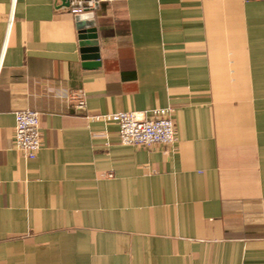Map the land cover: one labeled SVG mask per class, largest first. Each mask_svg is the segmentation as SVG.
I'll use <instances>...</instances> for the list:
<instances>
[{
    "label": "crops",
    "instance_id": "0c3cea01",
    "mask_svg": "<svg viewBox=\"0 0 264 264\" xmlns=\"http://www.w3.org/2000/svg\"><path fill=\"white\" fill-rule=\"evenodd\" d=\"M70 3L0 0V264H264V0L96 3L92 67ZM160 109L171 146L97 120Z\"/></svg>",
    "mask_w": 264,
    "mask_h": 264
},
{
    "label": "built area",
    "instance_id": "2783aa9c",
    "mask_svg": "<svg viewBox=\"0 0 264 264\" xmlns=\"http://www.w3.org/2000/svg\"><path fill=\"white\" fill-rule=\"evenodd\" d=\"M115 1L71 0L69 7L73 16L93 14L96 3L111 4ZM66 101L82 107L85 95L81 90H72L68 92ZM97 120L117 124L120 145L125 148L149 149L153 146H171L174 142L175 126L167 109L104 116ZM11 130L15 148L27 160H34L40 149L38 113L30 110L15 112L11 118Z\"/></svg>",
    "mask_w": 264,
    "mask_h": 264
},
{
    "label": "water",
    "instance_id": "95a60500",
    "mask_svg": "<svg viewBox=\"0 0 264 264\" xmlns=\"http://www.w3.org/2000/svg\"><path fill=\"white\" fill-rule=\"evenodd\" d=\"M75 28L78 32L80 54L83 62H95L84 64V67L97 66V44L95 37V21L93 14L77 15L74 18Z\"/></svg>",
    "mask_w": 264,
    "mask_h": 264
}]
</instances>
